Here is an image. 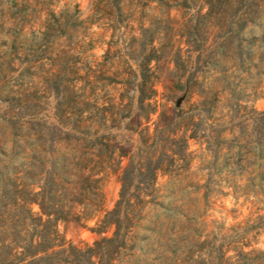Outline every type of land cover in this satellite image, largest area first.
<instances>
[{
	"label": "rangeland",
	"instance_id": "obj_1",
	"mask_svg": "<svg viewBox=\"0 0 264 264\" xmlns=\"http://www.w3.org/2000/svg\"><path fill=\"white\" fill-rule=\"evenodd\" d=\"M203 1L0 0V145L11 140L40 143L44 138L34 129L55 124V114L63 121L67 116L69 123H97L101 135H110L130 153L155 126L185 125L198 133L188 142L186 164L163 166L181 176L158 174L157 204L142 213L143 225L153 229L146 232L153 246L129 249L114 264H131L135 257L141 264H163L169 237L203 241L209 235V242L226 244L231 228L245 225L248 229L238 232L239 241L264 250V230L255 226L264 216V184L259 187L256 180L247 187L245 180L258 166L250 161L247 169L232 167L226 150L231 147L226 142L231 126L247 125L242 114L229 118V107L264 111V54L258 41L264 20L248 26L241 37L242 53L215 56L220 37H214L213 27L197 22L190 35ZM187 44L203 52L189 59ZM176 57L181 58L178 67ZM142 75L153 77L156 91V108L148 120L138 117L135 104ZM192 77L195 82H186ZM200 95L206 101L203 108L198 107ZM197 118L203 122L195 129L190 123ZM29 123L34 126L31 131L7 130L10 124ZM53 139V150L61 154L86 151L71 137L57 134ZM19 145L18 158L24 153ZM101 153L107 152L103 148ZM127 162L123 159L120 166L106 165L103 170L105 212L119 199L121 169ZM259 166L264 168V161ZM33 211L39 210L34 206ZM94 224L95 220L85 226L72 216L58 229L73 245H92L112 236L110 229L91 232Z\"/></svg>",
	"mask_w": 264,
	"mask_h": 264
},
{
	"label": "trees",
	"instance_id": "obj_2",
	"mask_svg": "<svg viewBox=\"0 0 264 264\" xmlns=\"http://www.w3.org/2000/svg\"><path fill=\"white\" fill-rule=\"evenodd\" d=\"M257 20H264V0H204L200 13L195 16V24L190 27V35L195 34L197 22H205L208 29L216 30L214 37H220L213 48L214 55L223 56L229 52L237 56L242 53V35ZM258 41L264 54V29H261ZM202 52L200 46L192 44L188 58L192 59L193 53L200 56ZM180 59L174 60L176 67ZM152 79L151 75H142L136 87L138 117L145 120L156 108ZM191 80L196 81L192 77L186 82ZM200 98L198 107L203 108L205 97L200 95ZM229 112V118L242 114L247 122L245 127L232 125L228 130L226 142L231 147L226 150L231 165L235 168L242 165L241 169H247L253 161L258 167L247 174V187L256 180L261 187L264 168L259 163L264 161V111L231 105ZM55 117V124L44 123L34 129L44 138L40 143L11 140L0 145V264H114L129 249L141 251V248L153 246V237L146 234L153 229L143 225L142 213L147 206L157 204L158 174H168L172 179L181 176L163 170V166L186 164L188 142L198 133L188 131L185 125L180 128L155 126L152 134L147 130L140 137L137 151L130 153L110 139V135H101L97 123H69L67 116L66 121L57 114ZM195 120L190 126L196 129L203 120ZM32 128L30 123L7 126L13 134ZM57 134L71 137L76 145H85V153L61 154L53 150L56 146L53 137ZM162 141L165 145L160 148L158 143ZM19 144L24 147L20 158L16 153ZM103 148L106 155L101 153ZM123 159L128 162L121 169L119 199L111 211L105 212L101 175L106 165L120 166ZM34 206L38 212L33 211ZM76 208L79 209L77 214ZM72 216L85 226L95 220L89 229L91 232L103 234L110 229L112 236L92 245L68 243L58 225ZM255 226L264 230V216L257 219ZM247 229V225L232 227V234L224 238L226 244L218 243V240L209 242V235L203 241L169 237L163 246V264H264V250L251 249L248 243L239 241L242 238L238 232ZM141 263L143 261L135 257L131 264Z\"/></svg>",
	"mask_w": 264,
	"mask_h": 264
}]
</instances>
